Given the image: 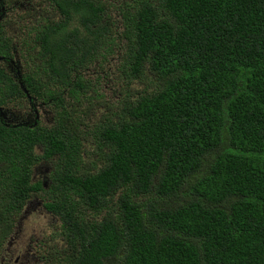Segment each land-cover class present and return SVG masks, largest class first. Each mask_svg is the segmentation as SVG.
Here are the masks:
<instances>
[{
    "label": "trees",
    "instance_id": "obj_1",
    "mask_svg": "<svg viewBox=\"0 0 264 264\" xmlns=\"http://www.w3.org/2000/svg\"><path fill=\"white\" fill-rule=\"evenodd\" d=\"M44 3L28 94L89 104L83 73L116 56L126 89L95 127L91 166L89 125L65 108L52 127L0 126V255L36 194L61 221L53 264H264V0ZM24 96L0 69V101ZM54 159L48 188L33 181Z\"/></svg>",
    "mask_w": 264,
    "mask_h": 264
},
{
    "label": "rangeland",
    "instance_id": "obj_2",
    "mask_svg": "<svg viewBox=\"0 0 264 264\" xmlns=\"http://www.w3.org/2000/svg\"><path fill=\"white\" fill-rule=\"evenodd\" d=\"M38 2H39V7H37ZM0 4H1L0 10L3 7L5 8V13H4L5 15L2 14V18H0L1 20L0 27L4 26L3 29H4L5 37H8V34L13 35L14 33H17L15 34V37L17 38V40H19V42L15 39H14L15 41L12 40L14 42L17 41L16 48L13 47L15 53H12V58L16 59L17 58L16 55H18L24 73L26 75L33 76L35 75L36 72L34 68L35 65L33 61L29 58V54L31 50L30 45H32L33 36L31 35L32 32L31 33L28 32L31 30L32 27H37L36 25L37 18L35 13H40L42 11L46 13L47 11L51 12L53 11L52 10L53 7L51 6L52 7L51 8L50 5L45 4L44 0H38V1L37 0H0ZM46 5L49 6L48 9L46 8ZM74 25H78V24L74 23ZM22 40H26L27 42H29L28 46L23 47L21 45ZM31 55L34 56L35 54L33 55L32 52ZM117 62H119L117 56L115 58H109L107 61H104V59H100V61H98L97 63L93 62L88 69L86 68L85 73H83L85 80L87 82L89 80L92 82L91 84L94 87V90L98 91L99 96L102 98L95 97L97 99H93L89 104L86 101H83V103L78 105L75 99L71 100L72 102H70L69 104H66L70 100L69 92L65 88V86H62L60 90L63 94V99L66 104L63 108H59L58 106H56L57 104L54 101L48 103L49 100L45 101L43 98L37 97L39 100L37 101V105L35 104V101H33V105H36L35 108H37L38 112L40 113V121L44 126L52 127L55 124L56 119H58L57 109L60 112L64 113V108L70 111L73 118L79 119L81 122L87 123L89 125V128L87 130H85V127H82V129L85 130V132L83 133L84 139L82 138L83 139L82 141L85 143L87 150L89 151L87 156L88 163L86 164L90 166L93 162L99 159L98 145L93 140V137L97 132L95 130V127H97L99 120L103 119L101 115L105 114L106 108L109 106L114 107V104L117 101V97L119 96L118 94H121L120 92L126 89V87L121 83L122 81L125 80V77L121 73V68L119 67V64H117ZM24 87L25 86H23V89ZM136 87H143V84L140 82H135L133 88L135 89ZM51 89H53V91L51 92L58 94L56 93V90H54V85L51 87ZM24 93L27 94L28 91L26 93L24 90ZM27 97L24 96V98L21 99L22 101L21 106L23 108L19 111H16V115L19 118L24 119L31 124L34 123L33 119L35 117V114L31 110L32 105L28 101L29 99ZM30 97H32L33 99V97L36 96L31 94ZM80 97L81 95L78 96V98ZM61 102L63 105V100ZM89 108H92V110H90ZM74 109L76 110L75 112H73ZM87 113H95V115L92 118L85 117ZM69 130L74 131L75 128L70 127ZM37 153L39 154L41 153V151L37 149ZM55 163H56L55 159L49 162L40 161L39 164L36 166L37 168L36 176L38 177L37 180L42 179L46 175L48 179V175H49L48 170L49 168L53 170L54 166L56 165ZM35 200L39 201V199H35ZM33 207L36 210L38 208V206H33ZM40 211L44 212V210L30 211L28 209L26 211L27 220L26 219L24 220L23 228H26L27 231L33 227L38 228L39 223L41 228L45 227L48 223L51 226L53 224L55 228H59V226H61L60 220L53 218V216H49V218L52 219L50 220L48 217H44V213L42 214ZM19 217H21V215L18 216V218ZM54 219L57 221H55ZM53 244L57 245L56 242H53ZM58 244L61 245L60 243ZM40 253L47 254L49 252L47 249H41ZM54 254H57L56 251H54ZM1 261H2V255L0 256V264Z\"/></svg>",
    "mask_w": 264,
    "mask_h": 264
},
{
    "label": "flooded vegetation",
    "instance_id": "obj_3",
    "mask_svg": "<svg viewBox=\"0 0 264 264\" xmlns=\"http://www.w3.org/2000/svg\"><path fill=\"white\" fill-rule=\"evenodd\" d=\"M0 12H1L0 18H2V14L5 13V8L4 7L1 8ZM1 33H2V27H0V35ZM15 34L17 33H14L13 35L8 34V38H10L11 40H14V39L17 40V38L15 37ZM14 41L11 45V56L6 59L5 57L0 55V69L2 70L3 68L5 72L10 76V78L16 83V85L18 84L19 88L24 92L21 85L25 86L23 80L26 74L24 73L21 67V62H20V58L18 57V55H16L17 56L16 59L12 58V53H15V50H13L14 49L13 47L16 48V43L17 41L19 42V40H17L16 42ZM25 95L26 97L28 96L27 97L29 99L28 101L32 105L31 110L35 114V117L33 119L34 123L30 124L28 121L21 119L16 115V111H19L23 108L21 106L22 98H19V99L10 98V99H7L5 102L0 101V126H2V124L6 126L7 128L22 126V127H28L32 130L36 129L39 126L41 127L44 126L42 125L40 121V113L38 112V109L35 108L37 105V101H39L38 98L33 97L32 99V97H30L31 94H28V95L25 94ZM33 101H35L36 105H33ZM44 127H47V126H44ZM36 171H37V168L35 166L34 171H33V176H32L33 181H43L44 187L48 188V183L46 182L47 175L44 176L42 179L37 180L38 177L36 176ZM48 171L50 174L52 169L49 168ZM35 199H39V201H36ZM45 202H47V200L42 199L41 195L39 196V195L33 194L31 199L28 200L25 208L27 210L29 209L30 211L44 210V212L40 211L42 214L44 213V217L49 218V216H53V218L60 220L53 213H51L50 211L46 209ZM33 206H38L37 210ZM26 209H24L23 212L21 213V217H19V222L18 224H16L13 232L11 233V236L8 240L7 245H4V247H2L1 264H41V263L42 264H53L52 261L47 262L46 257L56 256L57 254H54V251L63 247L64 241H65L64 237L60 235V238H57L55 234L57 233L56 230H59L62 232V227L59 226V228H55L53 224L51 226L48 223L45 227L41 228L40 223L38 222L39 223L38 228L33 227L27 231L26 228H23V222L25 219L27 220V216H26L27 210ZM53 242H56L57 245H54ZM58 243H60L62 246L59 245ZM41 249H47L49 253L41 254L40 253Z\"/></svg>",
    "mask_w": 264,
    "mask_h": 264
},
{
    "label": "water",
    "instance_id": "obj_4",
    "mask_svg": "<svg viewBox=\"0 0 264 264\" xmlns=\"http://www.w3.org/2000/svg\"><path fill=\"white\" fill-rule=\"evenodd\" d=\"M21 87L23 88V85H21ZM23 90H25V92L27 93V91H26V88L24 87V89ZM28 94V93H27Z\"/></svg>",
    "mask_w": 264,
    "mask_h": 264
}]
</instances>
